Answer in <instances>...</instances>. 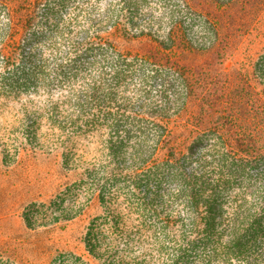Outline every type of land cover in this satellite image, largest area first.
Here are the masks:
<instances>
[{
	"label": "rangeland",
	"instance_id": "374dc122",
	"mask_svg": "<svg viewBox=\"0 0 264 264\" xmlns=\"http://www.w3.org/2000/svg\"><path fill=\"white\" fill-rule=\"evenodd\" d=\"M124 1L128 8L123 0H44L29 14L26 0H8L15 10L10 27L0 9V249L21 264H55L68 254V264H77L81 255L92 264L120 255L130 264L142 257L148 264H197L195 255L203 252L200 243L186 248L183 241L193 216L178 175L199 169L210 131L189 145L171 139L187 143L186 156L162 176L156 166L125 170L140 167L153 151L156 121L137 113L145 103L157 105L161 90L180 100L181 85L166 69L151 74L149 87L141 84L146 66L128 55L122 61L85 38L97 27L109 29L120 10V23L133 31L147 24L151 31L166 30L177 20L190 44L178 40L176 56L194 70L201 98L195 94L200 102L187 104L171 125L204 127L206 107L216 113L214 121L234 104L243 110L239 77L244 76L238 73L251 72L253 93L263 88L258 69L264 65V0ZM122 43L132 54L164 51L149 36ZM212 78L217 88L201 96L205 84L213 88ZM247 171L264 182V161ZM94 189L108 193L109 203H101L100 194L87 202L86 192ZM55 198L80 213L26 228L23 207ZM91 233L102 245L113 242L111 257L89 253Z\"/></svg>",
	"mask_w": 264,
	"mask_h": 264
},
{
	"label": "trees",
	"instance_id": "16d2710c",
	"mask_svg": "<svg viewBox=\"0 0 264 264\" xmlns=\"http://www.w3.org/2000/svg\"><path fill=\"white\" fill-rule=\"evenodd\" d=\"M43 2L44 0H26L29 14ZM124 4L128 8L129 4L126 2ZM10 6L8 0L0 1V9L4 11L8 27L14 25L15 20L13 19L15 10ZM34 15H26V20L34 18ZM116 18L110 23L109 29L97 27L94 33L87 34L85 43L106 47L122 61L124 58L130 59L128 57L130 56L136 60V63L146 66L142 68L144 71L140 75L141 84L149 87L151 74L166 69V72L179 81L182 89V98L175 99V101L170 100L161 90L157 105L147 107L145 103L143 109L137 113V115H147L156 121L153 151L149 159L141 162L140 167H126L125 170L134 168L151 171L156 166L160 167L158 170L162 171V176L166 173L167 166L178 165L179 160L185 158V152L190 143L200 140L199 137L203 136V133L210 131L211 143L202 153L199 169L189 168L188 171L182 170L178 175L183 186L179 190L184 193L187 202L191 204L193 216L189 235L183 237L185 247L190 248L195 243H200L203 252L195 255L197 264H264V182L259 181L258 173L253 177L247 171L264 161V65L258 69L260 84L263 87L258 90V93H253L252 89H249L252 86L248 79L251 72L244 75L238 73L239 76H244L242 79L239 77L240 88L243 92L239 97H241L240 102L243 100V110L241 107L238 109L236 104L231 113H227L223 108V111L219 112V119L214 121L215 119H212L216 113L213 109L208 110L206 107L201 110L209 119L204 127L190 123L183 127H174L171 124L177 121L187 104L200 102V94H198L200 86L196 78L193 79L194 70L176 56V50L179 49L178 40L184 41L185 46L190 44L188 39L182 38L185 31L180 28L181 24L177 20L171 22L172 25L166 30L151 31L153 25L147 24L139 25L133 31L131 27L120 23L119 20L123 18L121 10ZM156 24L160 27V23ZM145 36L152 38L160 47H163L164 51L159 50L160 47H158V50L152 52L140 53L137 50L135 54H132L128 51L129 48L124 49L122 42L141 40ZM191 48L197 51L203 50L197 46H191ZM118 72L115 71V73ZM234 80H238L237 76ZM211 82L213 88H211V83L205 84L200 90L201 96L203 94L206 96L217 88L213 78ZM233 100L237 102V99L233 98ZM171 105H175L176 109ZM212 106H214L213 103L208 107ZM180 138L186 139L188 145L171 140ZM165 148L167 153H163ZM86 194L88 195L87 202L96 194L98 198L100 194L99 201L109 203L110 195L102 193L101 189L87 191ZM62 200L55 198L27 203L21 215L26 228L32 230L55 225L60 221L70 220L80 213L81 209L79 211L72 206L62 207L60 202ZM117 216H113L116 222L118 221ZM7 243V247H10L11 244L8 241ZM112 243L102 245L100 239L93 233L86 241L89 253L97 259L105 256L111 257L107 250ZM0 250H5L0 251V264H21L16 257L2 253L8 252L6 248ZM61 256L63 258L59 257L55 264H68L70 255ZM112 258L108 264H130L125 261V255ZM75 259L79 261L77 264H92L82 255ZM133 262V264H148L144 257L135 259Z\"/></svg>",
	"mask_w": 264,
	"mask_h": 264
}]
</instances>
